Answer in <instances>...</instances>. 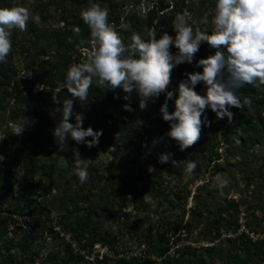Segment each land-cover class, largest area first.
Instances as JSON below:
<instances>
[{
    "label": "rangeland",
    "instance_id": "374dc122",
    "mask_svg": "<svg viewBox=\"0 0 264 264\" xmlns=\"http://www.w3.org/2000/svg\"><path fill=\"white\" fill-rule=\"evenodd\" d=\"M97 3L108 11L110 4L118 7L121 17L110 23L129 45L135 35L145 37L152 28L157 29V38L162 32L175 36L176 17L185 9L191 13L188 19L194 30L211 31L216 0ZM16 6L28 8L30 19L27 30H12L13 47L4 62L9 75L0 77V156L10 159L0 160V169L11 166L22 179L26 163L39 186L30 208L16 196L21 182L0 191V253L8 245L9 250L33 246L45 255L71 243L73 253L81 258L71 264H264V83L236 90L242 101L250 98L251 104L230 106L231 120L206 108L200 138L186 149L168 135L170 122L162 115L159 122L145 123L130 106L108 105L90 88L87 101L74 98L73 109L84 114V123L90 117L100 120L99 143L89 147L70 137L59 143L53 135L55 127L36 128L38 120L28 113L29 95L42 84L24 79L21 51L23 44L43 45L54 54L61 39L73 42L68 66L83 63L93 46L92 37H80L71 25L65 28L63 18L68 13L81 15L85 8L76 0H0V7ZM148 8L153 10L144 16ZM130 9L136 15H129ZM170 51L177 49L173 45ZM214 51L202 42L192 63L173 68L176 76L167 88L174 97L183 75L201 71L196 61ZM195 88L205 93L203 82ZM173 109L174 98L169 111ZM102 112L110 118L106 120ZM22 115L29 122L17 136L13 127ZM23 140L30 150L18 148ZM148 147L159 155L170 154L158 170L144 157ZM190 161L196 162L192 173L185 170ZM77 165L88 170L84 183L74 172ZM43 200L52 202L44 208ZM217 221L223 224L215 231L212 226ZM96 234L106 235L112 245L96 242L83 249L75 241ZM147 241L159 245L154 250Z\"/></svg>",
    "mask_w": 264,
    "mask_h": 264
},
{
    "label": "clouds",
    "instance_id": "9594fccd",
    "mask_svg": "<svg viewBox=\"0 0 264 264\" xmlns=\"http://www.w3.org/2000/svg\"><path fill=\"white\" fill-rule=\"evenodd\" d=\"M190 16L187 9L177 15L175 36L162 32L157 38V29L152 28L145 37L137 34L131 44L125 45L109 22L107 8L97 3L82 10L81 17L91 30L93 46L86 51L83 63L67 69L66 80L57 89L59 92L66 85L73 97L63 102L56 100L57 111L62 113L60 123L53 129L57 141L65 143L70 137L89 147L99 143L103 131L83 127L84 114L73 109L74 98L87 101L94 81L104 88L135 91L141 97V108L146 107L149 99L164 93L166 99L160 112L170 122L168 135L179 142L181 149L199 140L206 108L218 118L231 120L230 106L250 105L251 99L242 101L236 90L245 84L264 83V0H216L211 31L194 30ZM29 19L30 10L26 7H0V63L7 60L12 50V30H27ZM202 42L214 48V53L196 61L202 70L187 73L174 97V92L167 88L172 69L184 62L192 63ZM173 45L175 53L170 51ZM198 82L206 86L203 95L195 90ZM173 98L174 109L169 111L167 101ZM71 117L75 123L70 122ZM28 122L22 115L13 127V134L21 135ZM159 159L167 162L170 154L162 153ZM195 169L196 162L190 161L185 170L192 173ZM74 172L81 183L89 179L88 170L82 165H77Z\"/></svg>",
    "mask_w": 264,
    "mask_h": 264
},
{
    "label": "trees",
    "instance_id": "16d2710c",
    "mask_svg": "<svg viewBox=\"0 0 264 264\" xmlns=\"http://www.w3.org/2000/svg\"><path fill=\"white\" fill-rule=\"evenodd\" d=\"M126 1V0H123ZM133 2L136 0H132ZM81 4L84 8H87L95 3V0H76V4ZM160 9H163L164 6L162 4H158ZM153 7V6H152ZM151 9H147L144 16H149L151 14ZM136 10L130 9L129 15H136ZM68 16H65L64 24L65 28H69L71 25L75 27L77 35L83 38L91 37V30L89 26L83 21L81 15L79 13H68ZM121 17V11L117 6L110 4L109 5V22L118 21ZM160 19V15L158 16ZM75 36V38L77 37ZM63 49V47H65ZM73 46V42L65 43L59 39L56 43V48L54 50V54L51 52H47L43 45H34L33 47H28L23 44V49L21 51L22 61L24 63L22 75L26 81H30L32 83L38 82L42 84L41 89L37 90L34 94L29 95L28 102V113L32 114L37 120V127H48L53 129L56 127L58 123H60L62 119V113L57 111V107L59 104L57 103V98L61 102L65 99H71L70 91L68 87L65 85L59 92L57 89L63 84L66 80V72L70 67L68 63L70 60L68 59L69 48ZM62 48V51L60 49ZM25 52V53H24ZM24 53V54H23ZM47 57L43 59L44 56ZM9 72L5 63H0V77L2 79L8 78ZM176 76V72L172 69L171 72V80ZM187 75H183L182 80L186 79ZM57 88V89H56ZM91 89L96 94L97 98H100L101 101L108 105L113 106H130L133 108L138 116L145 123H153L159 122V117L162 115L160 112V106L165 102L166 96L164 93H161L159 97L151 98L147 101V105L144 108L140 107L141 97L133 91L132 93H126L122 88H104L103 86L92 85ZM196 89V88H195ZM172 99H169L168 102V110H170ZM103 117L105 116L106 120L110 118L109 115L104 114L102 112ZM95 119V121H94ZM70 122L73 120L70 118ZM92 122V123H91ZM92 127L94 130L102 128L100 120L95 118H89L83 125V127ZM31 139V140H29ZM86 139H91V137H87ZM30 142H32V138H28ZM26 140H23L20 143L18 148L23 147L24 150H30V147L26 146ZM29 152V151H28ZM38 152V151H37ZM159 151L151 150L149 147L144 150V157L150 160L151 166L154 170H158L161 167V161L159 159L160 155ZM7 157V156H6ZM3 157L1 162L10 161L7 157ZM23 169L25 174L21 177L17 176L12 169L11 166H8L4 171L0 169V191H8L12 189L15 181L21 182V190L18 193L17 198L23 202V206L30 208L33 206V196L37 197V187L39 186L33 180V171L28 169V165L26 163L23 164ZM5 180V182H4ZM36 201V200H35ZM38 201V200H37ZM39 203L41 201H38ZM44 208H47L49 204H51V200H43ZM39 206V205H38ZM223 221H217L213 223V228L217 231L221 228ZM1 239V238H0ZM78 245L83 249L86 247L91 248L96 242H100L101 244L112 245L113 240L107 236L102 235H92L89 238L80 237L75 240ZM147 245L149 248H153L154 250L158 247L159 244L152 241H147ZM71 243L66 244L67 247L59 250H51L47 252L45 255H41L37 248L33 246H29L28 248L21 249V247H16L14 250H9V245L6 246L4 252L0 253V264H71L73 262H78L80 255L73 253L70 248ZM69 246V247H68ZM161 249V247H159ZM78 253V252H77ZM88 263V262H86Z\"/></svg>",
    "mask_w": 264,
    "mask_h": 264
}]
</instances>
